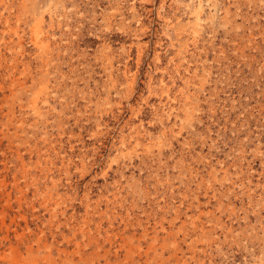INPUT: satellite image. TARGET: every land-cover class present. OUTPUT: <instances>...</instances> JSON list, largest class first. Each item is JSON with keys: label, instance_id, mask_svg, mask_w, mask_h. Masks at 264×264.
<instances>
[{"label": "rangeland", "instance_id": "obj_1", "mask_svg": "<svg viewBox=\"0 0 264 264\" xmlns=\"http://www.w3.org/2000/svg\"><path fill=\"white\" fill-rule=\"evenodd\" d=\"M0 264H264V0H0Z\"/></svg>", "mask_w": 264, "mask_h": 264}]
</instances>
